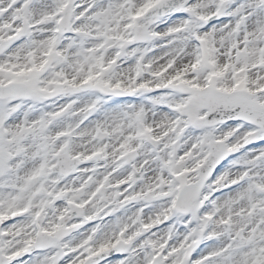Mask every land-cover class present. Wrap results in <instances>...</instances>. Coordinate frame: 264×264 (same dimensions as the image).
<instances>
[{
	"label": "snow or ice",
	"instance_id": "6c2138e0",
	"mask_svg": "<svg viewBox=\"0 0 264 264\" xmlns=\"http://www.w3.org/2000/svg\"><path fill=\"white\" fill-rule=\"evenodd\" d=\"M0 264H264V0H0Z\"/></svg>",
	"mask_w": 264,
	"mask_h": 264
}]
</instances>
